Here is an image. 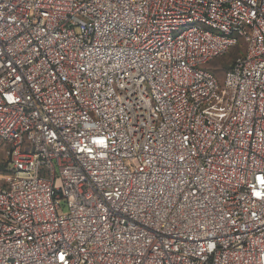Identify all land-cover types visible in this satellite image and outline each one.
I'll return each instance as SVG.
<instances>
[{"label": "built area", "instance_id": "2783aa9c", "mask_svg": "<svg viewBox=\"0 0 264 264\" xmlns=\"http://www.w3.org/2000/svg\"><path fill=\"white\" fill-rule=\"evenodd\" d=\"M0 143V264H264V0H0Z\"/></svg>", "mask_w": 264, "mask_h": 264}, {"label": "rangeland", "instance_id": "374dc122", "mask_svg": "<svg viewBox=\"0 0 264 264\" xmlns=\"http://www.w3.org/2000/svg\"><path fill=\"white\" fill-rule=\"evenodd\" d=\"M236 57V49H232L223 57L213 60L208 64V67L215 69L216 76L221 79L223 77L224 71L228 69L232 61ZM6 149L7 147L0 143V185H3L7 174H8V160L6 157Z\"/></svg>", "mask_w": 264, "mask_h": 264}, {"label": "trees", "instance_id": "16d2710c", "mask_svg": "<svg viewBox=\"0 0 264 264\" xmlns=\"http://www.w3.org/2000/svg\"><path fill=\"white\" fill-rule=\"evenodd\" d=\"M229 68V67H228Z\"/></svg>", "mask_w": 264, "mask_h": 264}]
</instances>
